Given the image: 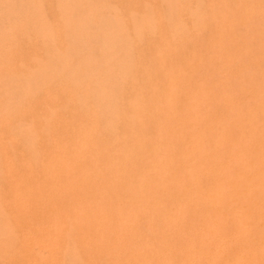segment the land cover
<instances>
[{
  "label": "bare ground",
  "instance_id": "obj_1",
  "mask_svg": "<svg viewBox=\"0 0 264 264\" xmlns=\"http://www.w3.org/2000/svg\"><path fill=\"white\" fill-rule=\"evenodd\" d=\"M53 2L0 34V264H264V61L225 1Z\"/></svg>",
  "mask_w": 264,
  "mask_h": 264
},
{
  "label": "rangeland",
  "instance_id": "obj_2",
  "mask_svg": "<svg viewBox=\"0 0 264 264\" xmlns=\"http://www.w3.org/2000/svg\"><path fill=\"white\" fill-rule=\"evenodd\" d=\"M15 1V2H14ZM27 0H24V3L26 2ZM223 1H225L224 3H221V8H220V12H221V15H220V20L221 21H224V22H221V24H222V26H226V28L228 29L229 27H230V29H228L229 31H228V34H227V32H225L224 34H223V39L224 40H226L227 39V36H228V39L230 40V44L233 46V45H236L238 42V45L237 46H234L233 48L231 47V49H230V51H229V54L231 53V54H234V48H240V54H239V56H238V59L240 60V61H243L244 59V61H246L247 59L249 60V59H251L250 57H253V59H259V60H262V61H264V0H223ZM23 2V0H20V2H19V0L18 1H16V0H13V1H11V3H13L12 5H13V7H14V12L13 13H16V15L17 16H14V17H12L13 19H10L9 21L7 20L6 22L4 21V23L2 24V25H0V34L2 33V31L3 30H7V29H9L10 28V26L11 25H14L15 27H16V30L14 31L15 33V35H16V39H17V37L19 38V40H22V39H27L29 36H31V34H32V30L31 31H29V29H27V28H25V15L23 14V10L21 9L22 8V6H24L23 4L24 3H22ZM38 2H41V3H44V5L45 6H49L47 9H48V11L51 13V14H48V12H47V14H48V16H50V17H56V16H58V14H55V12L57 13V11L56 10H54V8L52 7V5H54V4H52L51 5V3L53 2V0H49V1H47V0H38ZM11 3L9 4L8 2H7V0H0V17L2 16V14L5 16L6 14L8 15V13H6V12H9V8L8 7H10L11 6ZM49 3V4H48ZM54 3V2H53ZM228 3V4H227ZM6 6V8L8 9V10H6V8H5V6ZM17 5V6H16ZM51 5V6H50ZM216 5V4H215ZM224 5H226V6H224ZM2 6H4V7H2ZM8 6V7H7ZM224 6V7H223ZM12 6L10 7V9L12 10V8H13ZM50 7H52L53 8V10H52V8H50ZM209 7H210V5H208V6H205V12H207V16L208 15H210V12H211V10H209L208 11V9H209ZM225 7H226V9H225ZM3 8H5V9H3ZM207 8V9H206ZM5 12V13H2L3 11ZM53 11V12H52ZM215 11H217V10H215ZM225 11V12H224ZM209 12V13H208ZM227 12V13H226ZM226 13V14H225ZM52 14H53V16H52ZM212 14V13H211ZM215 14V13H214ZM222 14H224V16H222ZM6 15V16H7ZM205 16H206V13H205ZM226 16V17H225ZM228 16V17H227ZM8 17V16H7ZM17 17H20L19 19L17 18ZM233 17H235L234 19H233ZM210 18H212V17H209V21H210ZM227 18V19H226ZM224 19H226V20H224ZM230 21H229V20ZM231 21H232V23H233V25L234 26H232V25H230L231 24ZM211 22V21H210ZM210 22H208L207 23V25H208V28L210 27H212V26H215V24H213V23H210ZM15 23V24H14ZM213 24V25H212ZM225 24V25H224ZM236 24V25H235ZM212 25V26H211ZM228 25V26H227ZM235 27V28H234ZM239 29H238V28ZM245 27H247V28H245ZM212 28H214V27H212ZM237 28V30H235ZM244 29V30H243ZM246 29H248L249 31H251V32H249V34L247 35V33H248V30H246ZM257 29V30H256ZM261 29V30H260ZM232 30V31H231ZM247 32H246V31ZM253 30V31H252ZM234 31V32H233ZM235 31H238V33H240V32H242L243 33V31H245L243 34H244V36L240 33V36H239V34L237 33V32H235ZM258 31V33H256ZM262 31V32H261ZM208 33L209 31H207V30H205V33ZM31 33V34H30ZM206 33V34H207ZM238 35H237V34ZM252 35H251V34ZM253 33H254V35H253ZM263 33V34H262ZM206 34H205V36H206ZM232 34V35H231ZM246 34V35H245ZM225 35V36H224ZM256 35V36H255ZM258 35V36H257ZM239 36V37H238ZM242 36V37H241ZM247 36V37H246ZM248 36L250 37L249 39H248ZM260 36V37H259ZM207 38H206V42H205V45L207 46V44H208V41H209V44H208V46H207V48H210L209 47V45L211 44L210 43V36H209V33H208V35L206 36ZM245 37V38H244ZM256 39H255V38ZM231 38V39H230ZM237 38H238V40H237ZM240 38V39H239ZM252 38V40H250ZM260 38V39H259ZM244 39V40H243ZM223 40V41H224ZM235 40H236V42H235ZM243 42H242V41ZM247 40V41H246ZM252 42V43H250V41ZM257 40V41H256ZM262 42H261V41ZM233 41V42H232ZM238 41V42H237ZM245 41V42H244ZM256 41V42H255ZM259 41V42H258ZM261 42V43H260ZM232 43H234V44H232ZM242 43V44H241ZM247 43V44H246ZM263 43V44H262ZM49 45H50V47H46L45 49H46V52H50V51H52L53 49H52V44L51 43H48ZM47 44V45H48ZM253 44V45H252ZM13 45H15V43L13 44ZM16 45H17V42H16ZM247 45V46H246ZM258 45V46H257ZM242 46V47H241ZM243 46H244V48H243ZM260 47V48H259ZM263 47V48H262ZM54 48V47H53ZM253 48V49H252ZM50 49V50H49ZM260 49V51H258ZM4 51V50H3ZM251 51V52H250ZM233 52V53H232ZM253 53V56L251 55ZM256 53H258V54H256ZM259 53H260V55H259ZM245 55V56H244ZM247 55H249L248 56V58H247ZM255 56V57H254ZM240 57V58H239ZM242 57H245L244 59H242ZM242 59V60H241ZM0 60H1V58H0ZM11 60V59H10ZM247 60V61H248ZM252 60V59H251ZM5 73H8V72H5ZM252 73V72H251ZM251 73H250V75H251ZM255 73H253L252 75H254ZM1 129V128H0ZM2 178V175L0 174V179ZM4 217L3 216H1V214H0V225L1 224H3L4 223ZM2 222V223H1ZM1 235H3V234H1ZM3 238V237H2ZM3 249V247H2V242L0 243V252H1V250Z\"/></svg>",
  "mask_w": 264,
  "mask_h": 264
}]
</instances>
